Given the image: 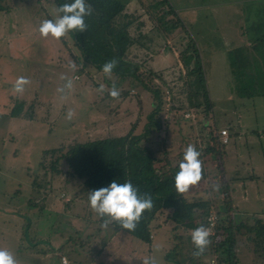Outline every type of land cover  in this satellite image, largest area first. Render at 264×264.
<instances>
[{
  "label": "rangeland",
  "instance_id": "374dc122",
  "mask_svg": "<svg viewBox=\"0 0 264 264\" xmlns=\"http://www.w3.org/2000/svg\"><path fill=\"white\" fill-rule=\"evenodd\" d=\"M120 1L131 9L139 7L132 0ZM169 1L196 39L212 99L213 116L210 117L202 104L198 109L192 106L189 112L174 109L178 119L171 120V115L166 118L169 101H165L160 113L167 126L150 133L143 142H149L157 156L162 157L168 152L173 157L180 148L184 150L192 144L194 138L200 142L201 135L204 138L211 136L209 128H204L203 133L199 130L204 120L208 124L213 119L218 134L221 129H228L232 147L226 149L229 152L226 169L229 174L235 170L239 173L233 182L236 188L233 200L239 211L232 216L236 221L242 219L252 223L253 219L242 213L248 212L250 216V212H259L264 216V178L261 176L264 160L257 152L264 134L259 138L248 133L246 128H264V96L251 98L255 90L247 83L251 86L247 85L242 93H249L250 97H240L245 82H238V79L249 74L234 69L227 51L238 43L246 50L250 47L249 42L264 38V0ZM6 2L10 9L0 10V264H164L163 256L171 241L163 236V228L154 229L155 237L149 243L114 226L97 228L96 208L89 206L91 204L77 185L60 189L65 178L49 171L50 156L45 157V168L53 175L50 173L49 178L40 180V193L30 188V172L35 168L42 173L43 168L37 162L43 149L54 148L69 139L81 141L105 135L118 136L132 127L135 133H141L146 115L154 107L151 88L155 84L163 87L166 100L172 96L176 106H190L189 99L193 103H202L199 93L192 96L187 80L182 79L185 78L182 74L185 67L175 48L185 37L184 31L178 29L176 43L160 38L157 55L152 60L146 59L148 66L163 70L160 77L169 84L175 83L174 87L167 88L159 79L151 81L150 74L142 69L145 86L131 78L108 83L103 71L95 66L85 64L82 70L73 64V51L64 46L56 31L63 33V24L54 3L49 0ZM0 4L6 5L5 2ZM155 9L152 6L149 13H155ZM139 13H142L140 8ZM257 43L258 52L263 51L264 39ZM71 44L69 41L68 45ZM58 60L62 64L57 63ZM243 67L250 70L249 65ZM15 97L27 101L36 99L28 113L31 117L8 114L7 102ZM254 114L258 117H251ZM206 166L212 174L209 179L215 182L218 171L215 162L207 159ZM14 187L20 188L22 194L13 192ZM214 187L216 204L222 205L218 184ZM4 190L11 192L5 194ZM45 194L48 195L45 197L48 211L37 219L31 217L30 221H25L24 213L28 212L23 196L41 200ZM71 197L76 200L67 209L64 201ZM211 214L215 219L214 212ZM240 248L242 264H249L251 252ZM62 255L66 258L64 263Z\"/></svg>",
  "mask_w": 264,
  "mask_h": 264
},
{
  "label": "trees",
  "instance_id": "16d2710c",
  "mask_svg": "<svg viewBox=\"0 0 264 264\" xmlns=\"http://www.w3.org/2000/svg\"><path fill=\"white\" fill-rule=\"evenodd\" d=\"M132 1L139 7L131 9L120 0H49L56 5L62 18L63 33L58 29L56 31L60 33L64 46L73 51V64L82 70L85 64L95 66L103 71L105 82L108 83H120L131 78L143 84L142 70H146L151 81L159 79L171 89L175 83L169 84L162 80L159 74L163 70L148 66L146 59L152 60L157 55L160 38L172 39L176 43L178 40L175 39V34L181 30L185 37H181L175 49L185 67L184 72L182 71L185 78L182 79L187 80L186 84L190 92H193L191 94H194L192 96L199 93L203 102L193 103L189 99L190 106H176L172 96L166 100L163 87L155 84L151 88L154 107L146 115L141 133H135L132 127L118 136L105 135L81 141L72 138L54 148L43 149L37 162L43 171L40 174L35 168L31 170V190L40 193V180L49 178L51 172L63 175L65 182L60 189L78 186L91 204L89 206L96 208L97 228L114 226L121 232L148 243L155 237L154 229L163 228V236L171 241V246L163 256L164 264H242L240 247L251 252L249 264H264V216L259 212H250V216L248 212L242 213L248 215L250 220L253 219L252 223L242 219L236 221L232 216L239 211L233 200V192L236 190L233 182L238 179L239 173L235 170L229 174L226 169L228 150L232 147L229 133L224 141L221 134L216 132L217 126L213 119L208 124L204 120V125L199 130L203 133L204 128H209L211 136L204 138L199 135L200 142L194 138L192 144H188L184 150L179 146V151L173 157L168 152L159 157L149 142H143L147 141L146 137L150 133L167 126V121L160 113L165 101H169V104L166 103V118L171 115V120H177L174 109L189 112L192 106L198 109L202 104L212 118V99L206 86L205 68L196 39L170 1ZM2 2L6 5L0 4V10H9L10 5L6 0H0ZM152 6L156 9L155 13L150 14ZM139 8L142 13H139ZM242 34L245 36L243 31ZM69 37L71 38L68 39ZM263 39L261 37L257 41H251V46L246 50L238 43L227 51L234 69L249 74L238 79V82L246 83L240 89L242 98L250 97L247 95L249 93H242L246 91L248 84H252L255 90L251 98L264 96V50L258 52L256 46ZM68 40L72 42L71 45H68ZM57 63L62 64V61L58 60ZM243 65H249L250 70ZM178 79L181 80L180 77ZM10 98L7 102L10 116L31 117L28 113L32 110L35 98L28 101L18 97L10 101ZM251 117L258 116L254 114ZM246 131L259 138L264 134V128L247 127ZM251 147L255 149L254 146ZM257 152L262 154L264 160V141L261 138ZM45 157L50 158L49 173L45 168ZM249 157L248 154L247 158ZM207 159L217 166L215 182L209 179L212 174L207 169ZM261 174L264 178V172ZM216 184L221 191L222 205L216 204ZM241 185L245 187L242 182ZM11 190L18 195L22 194L18 187ZM11 190H4V193L8 194ZM41 193L43 194L42 191ZM47 196H41V200H32L30 195L23 196L28 212L24 213L25 221L45 215L48 211ZM75 200L71 197L64 201L65 207L70 208ZM34 208L36 211H33ZM213 212L215 219L211 217ZM30 213L32 215H28ZM28 230L24 231L25 235ZM24 249L31 250L30 247Z\"/></svg>",
  "mask_w": 264,
  "mask_h": 264
},
{
  "label": "built area",
  "instance_id": "2783aa9c",
  "mask_svg": "<svg viewBox=\"0 0 264 264\" xmlns=\"http://www.w3.org/2000/svg\"><path fill=\"white\" fill-rule=\"evenodd\" d=\"M220 132H221V136L223 137V140L226 141L227 137H228V130L227 129H221ZM62 261H63V263L66 262L65 256H62Z\"/></svg>",
  "mask_w": 264,
  "mask_h": 264
},
{
  "label": "crops",
  "instance_id": "0c3cea01",
  "mask_svg": "<svg viewBox=\"0 0 264 264\" xmlns=\"http://www.w3.org/2000/svg\"><path fill=\"white\" fill-rule=\"evenodd\" d=\"M189 14V13H188ZM249 42V41H248ZM250 43V42H249ZM240 45V44H239ZM246 45H247V42H246ZM249 46H251V45H249ZM1 171V170H0ZM13 179V178H12ZM4 192V191H3Z\"/></svg>",
  "mask_w": 264,
  "mask_h": 264
}]
</instances>
